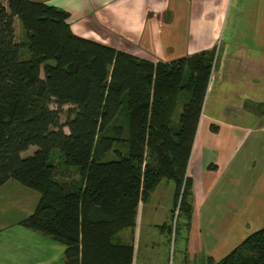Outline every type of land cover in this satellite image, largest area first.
<instances>
[{
    "label": "trees",
    "instance_id": "obj_1",
    "mask_svg": "<svg viewBox=\"0 0 264 264\" xmlns=\"http://www.w3.org/2000/svg\"><path fill=\"white\" fill-rule=\"evenodd\" d=\"M68 19L47 3H0V188L38 194L20 225L61 244L63 264H134L120 235L161 181L174 184V210L181 196L177 230L189 227L186 171L216 49L150 62L75 35ZM206 264H264V227Z\"/></svg>",
    "mask_w": 264,
    "mask_h": 264
},
{
    "label": "crops",
    "instance_id": "obj_2",
    "mask_svg": "<svg viewBox=\"0 0 264 264\" xmlns=\"http://www.w3.org/2000/svg\"><path fill=\"white\" fill-rule=\"evenodd\" d=\"M30 1L67 12L75 35L150 62L218 45L186 171L192 180L186 260L216 261L264 227V0ZM163 181L138 206L130 232L134 264L142 237L138 221L166 240L169 235L161 227L171 214L174 185ZM13 186L9 181L0 188V264H63L61 244L20 225L33 212L19 214L27 204L21 206L22 191ZM161 199L158 219L149 206ZM3 202L18 211L16 217L5 220Z\"/></svg>",
    "mask_w": 264,
    "mask_h": 264
},
{
    "label": "rangeland",
    "instance_id": "obj_3",
    "mask_svg": "<svg viewBox=\"0 0 264 264\" xmlns=\"http://www.w3.org/2000/svg\"><path fill=\"white\" fill-rule=\"evenodd\" d=\"M14 28H15V33H16V40L18 42H21L22 39L25 37V34L22 31L20 23L17 19H15ZM218 49H219V46L217 45L216 47L217 52H218ZM25 58H26V55H25ZM212 70H216V63H214ZM181 107H182L181 104L177 105L176 112H175V118L178 117L181 111ZM52 108L54 109L53 105H52ZM68 108H69L68 106H65L62 110V114L60 115L61 123H63L66 120V117H67L66 110ZM63 130L65 133H68V130L66 128H64ZM35 149L36 148L33 146L30 147L27 151L23 152L21 156L26 157L28 155H31L35 151ZM11 183L15 185L13 186L15 190H18V192L20 190L22 191L21 195L18 198V200L21 203V206L24 207V204H27V207L26 208L24 207V209H22L19 214L25 216L29 212L32 213L35 207L34 204H36V199L38 200V197H39L38 194L32 190L22 187L21 185H19L18 183L14 181H11ZM163 183H169V185L171 186L174 185L172 182L163 181ZM163 199L159 200L157 203L154 202L151 206H149L153 208L152 211L155 210L154 213L158 217V219L163 218V215H164V210H163L164 200ZM155 205H157L158 208H156L157 206ZM1 206H2L1 207L2 210L4 209L3 212L5 214V217L6 216L8 217V218H5L6 221L11 220L13 218L12 215H14L15 217L17 216L18 211L16 210L13 211L12 208H8L7 203L3 202L1 203ZM175 210L173 208L171 209V213L173 211L172 219H171V214L170 216L167 215L168 222L172 226L174 222V211ZM148 212L150 213V209H148ZM177 221L178 220L176 216V220L174 223L175 224L174 230L172 229V232L170 235H166L167 233L164 234L166 235L167 240L165 239L164 236H160L161 233L158 230H153L152 228L147 229L146 224L144 222L140 224V222L138 221V226H140L142 230V237H141V241L139 244L138 257H137L138 264H202V262H199L198 259H196L195 262H187L186 249H185V232L186 231L184 228H180V227L177 230V226H178ZM179 225L182 227L180 220H179ZM120 237H121L122 242L128 243L130 241L129 238H131L130 232L125 231L120 235ZM149 242H153L154 244L151 245ZM220 258L221 257H219V259L217 260H220Z\"/></svg>",
    "mask_w": 264,
    "mask_h": 264
},
{
    "label": "built area",
    "instance_id": "obj_4",
    "mask_svg": "<svg viewBox=\"0 0 264 264\" xmlns=\"http://www.w3.org/2000/svg\"><path fill=\"white\" fill-rule=\"evenodd\" d=\"M180 199H181V196L179 197V201H178V204H177V207L175 208L176 210L174 211V222H173V226H172V229L174 230L175 228V220H176V216L178 214V209H179V202H180Z\"/></svg>",
    "mask_w": 264,
    "mask_h": 264
}]
</instances>
